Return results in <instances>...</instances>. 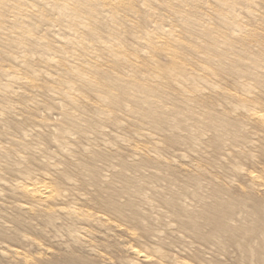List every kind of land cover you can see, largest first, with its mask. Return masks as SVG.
Returning a JSON list of instances; mask_svg holds the SVG:
<instances>
[{
	"label": "bare ground",
	"instance_id": "bare-ground-1",
	"mask_svg": "<svg viewBox=\"0 0 264 264\" xmlns=\"http://www.w3.org/2000/svg\"><path fill=\"white\" fill-rule=\"evenodd\" d=\"M7 197L10 264H264V0H0Z\"/></svg>",
	"mask_w": 264,
	"mask_h": 264
},
{
	"label": "rangeland",
	"instance_id": "rangeland-1",
	"mask_svg": "<svg viewBox=\"0 0 264 264\" xmlns=\"http://www.w3.org/2000/svg\"><path fill=\"white\" fill-rule=\"evenodd\" d=\"M243 164H244V166H248V168H253V166H251L252 164H251V162H249V158H245L244 160H243ZM9 170V169H8ZM8 170H6L5 171V179L7 180V181H9V180H13L14 179V177H16V175L15 174H12L13 173V171H8ZM7 171H8V173H7ZM11 172V173H10ZM15 175V176H14ZM13 178V179H12ZM13 201V199H11V198H9V197H7L5 200H3V199H1L0 200V202H2V203H6V205H4V208H2V209H0V222H2V221H4V222H6V223H8V224H12V225H14L15 226V224H13L12 223V221H11V219H10V215L12 216V213L11 212H13L14 213V211L13 210H11V208H9V204H11V202ZM8 207V208H7ZM97 209H100L99 207L97 208ZM102 209V208H101ZM103 210V209H102ZM7 219V220H6ZM127 224H129V223H127ZM131 224V223H130ZM132 225V224H131ZM0 228H2L1 226H0ZM3 229V228H2ZM32 229H30V230H28V231H31ZM63 234V233H62ZM62 234H61V236H62ZM123 234V233H122ZM122 234L121 233H119V239H123L122 241H124V238L126 239L127 238V236L125 235V234H123V236H122ZM123 237H121V236ZM119 239H117V240H119ZM121 240H119L118 242L117 241H115L113 244H115L114 245V247L115 248H119V249H115L113 246L111 247V248H113V250L111 251V257L113 258V256H117V252H119V254H118V256L115 258H113V260H114V263H118V261H119V258L121 257L122 258V260H124V258L125 259H127V254H126V257H124L123 258V256H124V254H122L121 255V253H123V252H121L122 251V249L120 248V246L118 245L119 244V242L121 241ZM126 241V240H125ZM129 240L127 239V241L126 242H128ZM3 243V244H2ZM41 244L44 246V247H48L50 250H52L53 252H55V253H59L60 251H59V246L55 243V241H53V238L52 237H49V238H47V239H45V238H41ZM0 245H4V246H21V247H24V249H25V251L26 252H28V253H32V254H36L37 252H39L40 250L37 248V246L35 245V244H22V242H20L19 240H14V239H11V238H8V237H2V236H0ZM119 246V247H118ZM114 249H115V251H114ZM121 249V250H120ZM116 250H117V252H116ZM79 252V251H78ZM113 252V253H112ZM116 252V254L114 255V253ZM121 252V253H120ZM112 254H113V256H112ZM0 255H1V252H0ZM129 256V255H128ZM3 258V259H2ZM121 258H120V260H121ZM128 258H130V257H128ZM4 260H6L2 255L0 256V264H10V262H8L7 260L6 261H4ZM121 260V261H122ZM102 263V264H104L103 263V261H101V260H98V264L99 263ZM116 263V264H117ZM118 264H122V262L120 263V261H119V263Z\"/></svg>",
	"mask_w": 264,
	"mask_h": 264
}]
</instances>
